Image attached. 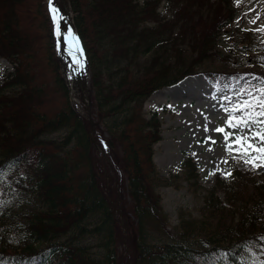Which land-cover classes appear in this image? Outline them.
Listing matches in <instances>:
<instances>
[{"label": "trees", "instance_id": "trees-1", "mask_svg": "<svg viewBox=\"0 0 264 264\" xmlns=\"http://www.w3.org/2000/svg\"><path fill=\"white\" fill-rule=\"evenodd\" d=\"M66 1L85 48L103 129L93 128L70 102L46 0H38L36 9L46 31L53 94L61 101L54 112L43 109L47 90L34 82L24 63L36 42L21 25L25 0H0V58L15 66L0 86V168L6 173L0 192L16 185L38 206L5 225L0 264H253L259 256L264 259V180L238 169L230 177L217 175L215 185L204 189L198 166L187 157L183 169L190 190L206 193L201 217L183 221V230L169 236V217L158 192L168 183L154 162L162 124L157 113L149 119L143 113L152 95L190 76L202 75L223 95L233 93L237 99L264 87L262 73L208 67L223 59L218 47L238 15L234 0ZM242 41L250 44L252 36ZM56 133L63 134L60 140L50 138ZM124 175L135 218L126 263L120 256L124 232L117 195L105 188L107 178L115 182ZM240 200L245 210L228 219V204ZM195 232L201 237L193 241ZM86 236L97 237L99 252L77 242Z\"/></svg>", "mask_w": 264, "mask_h": 264}, {"label": "rangeland", "instance_id": "rangeland-1", "mask_svg": "<svg viewBox=\"0 0 264 264\" xmlns=\"http://www.w3.org/2000/svg\"><path fill=\"white\" fill-rule=\"evenodd\" d=\"M139 1L142 2V0ZM46 3L57 9L60 33L62 34V31H65L67 36L68 31L75 32L73 30V13L70 6L65 7L61 0H47ZM37 5L38 0H25L20 8L22 27L36 37L34 53L32 56L24 57V63H28L30 77H34V82L44 86L47 90L49 98L43 109L54 112L60 109L61 101L53 94L55 79L51 74L46 57V39L44 37L46 31L40 27L41 22L37 15ZM235 7L238 15L235 21L225 28L218 47L223 59L209 64L208 67L220 71L226 70L236 73L256 71L264 74V33L255 31V29L264 27V0H239V4L235 2ZM160 12L163 13V9H160ZM257 16L260 18L255 24L249 23ZM52 24L55 30L61 73L69 89L70 101L81 117L88 121L92 118L93 128H102L97 120L96 109L92 100L91 71L86 66L85 61H83L82 67L78 66L77 68L73 65L66 36L64 33L63 37L61 34L58 36L56 34L57 26L53 22ZM62 28L64 29L62 30ZM249 34L252 36L253 42L250 44L243 43L242 40ZM181 47L185 48V46ZM147 56L146 58L143 57V62H149L151 54ZM20 57L23 59V55H20ZM14 68L15 66L8 61L0 59V86L3 84L5 77L14 72ZM79 79L86 83V92L84 93L77 84ZM189 85H191V89L186 88ZM211 87L213 93L210 91ZM11 93V91L6 92L7 95H11ZM220 93L208 79L202 75H196L185 78L173 87L161 90L144 104V116L149 119L153 113L157 112L162 124L160 129L162 140L154 147V162L160 176L168 183L158 189V192L162 197L164 210L169 217L168 231L171 233L169 235L171 238L176 237L183 230L181 227L183 221L187 222L191 218L198 219L201 217L203 197L206 194L202 190H199L197 194L190 190L189 184L185 180V170L182 169L186 157L193 159V162L198 166L200 184L204 189H211L215 185L217 175L228 177L226 173L231 172L230 176H232L236 169L251 174L258 181L264 180V167L253 170L241 160L233 159L227 151V145L231 143V140L226 142L223 133L214 131L217 127H224L226 131L234 134H248V129L241 131L228 128L229 112L225 111L226 108L231 109L240 100L248 99L247 95L242 93L241 95L244 98L240 99L229 95L228 99H224L220 96ZM235 115L238 116L239 113L237 112ZM207 118L212 122V128L209 131H205L203 127V121ZM253 130H255V126ZM62 136V133H56L51 135L50 138L60 140ZM232 139H234V136ZM235 154L233 153V155ZM106 160H108L107 157ZM105 188L115 189L113 195H117L115 199L120 214V226L124 232L120 244V256L126 263L129 259L128 237L130 235V224L134 223L135 219L132 212V201L127 190V177L125 175L120 178L116 177L115 182L107 178ZM251 194L252 190H249L247 196L251 198ZM220 198L225 203L226 198L223 193H220ZM249 198L247 199L249 201L247 207L251 208L253 203L251 202L252 199ZM0 200L5 202L4 206L0 208L1 241L3 235H5V225L7 223L22 220L25 213L30 214V210L38 206L30 194L19 189L16 185H13L7 193L0 192ZM245 206L244 200L237 201L233 205L228 204L227 218L239 217L240 213L245 210ZM127 219L131 220L128 224L126 223ZM211 222L214 225L216 223L213 220ZM92 227L93 225L89 226V228ZM200 237L195 232L191 236V240H199ZM77 242L91 246L95 253L100 251L97 237L86 236ZM253 264H264L263 257H257Z\"/></svg>", "mask_w": 264, "mask_h": 264}, {"label": "snow or ice", "instance_id": "snow-or-ice-1", "mask_svg": "<svg viewBox=\"0 0 264 264\" xmlns=\"http://www.w3.org/2000/svg\"><path fill=\"white\" fill-rule=\"evenodd\" d=\"M234 2L239 4V0H234ZM50 11L52 13L53 23L57 26L56 34L59 36L60 28L57 9L50 6ZM259 18L257 16L255 19L249 21V23L255 24ZM255 31L264 33V27L255 29ZM76 52L82 55L81 49L77 48ZM74 62L82 67L78 59ZM251 79L259 80L260 78L252 76ZM260 82L264 84V80ZM244 94L247 95L248 99L240 100L231 109L226 108L225 111L229 112L227 127L241 131L248 129V134H234L226 131L224 127H217L214 131L223 133L226 142L231 140V143L227 145V151L229 155H232L233 159L241 160L245 165L255 170L256 168L264 167V87L254 88L251 91L246 90ZM237 112L240 115H235ZM254 126L255 130H253ZM204 130L208 131L207 126H205ZM233 136L234 139H232ZM233 153L236 154L233 155ZM5 175L4 170L0 168V183L4 182ZM230 175L231 172L226 173V176ZM4 203V201L0 200V208L4 206Z\"/></svg>", "mask_w": 264, "mask_h": 264}, {"label": "bare ground", "instance_id": "bare-ground-1", "mask_svg": "<svg viewBox=\"0 0 264 264\" xmlns=\"http://www.w3.org/2000/svg\"><path fill=\"white\" fill-rule=\"evenodd\" d=\"M64 28H62V30H63ZM63 33H64V35H65V31H62V34H61V36L63 37ZM68 33V32H67ZM60 36V35H59ZM65 37V36H64ZM75 39H74V37H72V39H71V42H73V47H74V57H76V58H80V53H78V52H76V49L77 48H79V46H78V44H77V41H75ZM60 45H61V43H60ZM67 46H68V42H67ZM68 48H69V46H68ZM80 49V48H79ZM76 58H74L73 60H72V63H73V65H75L76 63L74 62L75 60H76ZM78 58V60L80 61V63H81V60ZM81 73V72H80ZM78 86H79V88L81 89V91L84 93V92H86V83H84L82 80H80V82H79V84H78ZM186 88H190L191 89V85H189V87L188 86H186ZM210 91H211V93H213L214 91H213V88L211 87L210 88ZM212 95V94H211ZM213 98V97H212ZM215 98V97H214ZM204 122V129H205V126H207V129H208V131L212 128V122L210 121V119L209 118H207L206 120H204L203 121Z\"/></svg>", "mask_w": 264, "mask_h": 264}]
</instances>
